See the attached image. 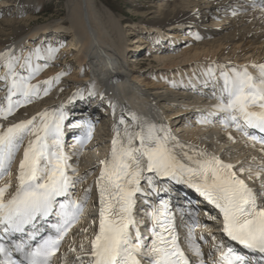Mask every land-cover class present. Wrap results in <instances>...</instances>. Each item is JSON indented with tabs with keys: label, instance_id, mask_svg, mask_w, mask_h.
I'll return each instance as SVG.
<instances>
[{
	"label": "snow or ice",
	"instance_id": "6c2138e0",
	"mask_svg": "<svg viewBox=\"0 0 264 264\" xmlns=\"http://www.w3.org/2000/svg\"><path fill=\"white\" fill-rule=\"evenodd\" d=\"M251 6L264 12V0L259 4L252 0ZM46 51L49 58H55L59 49L49 47ZM34 55L37 59L45 58L40 49H36ZM21 59L14 55V50L0 53V67L7 69L6 74L0 76L5 91L0 100V181L11 175L16 156L27 140L14 191H10V182L0 184V264H54L53 258L65 237L81 221L92 191L91 187L86 188L83 198L77 200L74 189L92 173L80 177L77 167L69 163L71 156L64 150L67 114L63 106L46 109L27 120L4 123L21 107L47 96L61 79L57 76L44 81L42 88L32 83L41 67L33 66L32 55L24 58L23 64ZM18 67L26 74L18 72ZM215 67L207 73L210 78H216ZM253 67L258 69V76L252 75L247 67L220 72L219 91L213 92L217 100L214 111L199 122L213 123L211 117L223 113L218 122L225 129L241 132L264 152V65ZM76 96L83 98L82 93ZM132 120L136 125L132 129L123 117L113 129L111 155L101 161L103 168L96 181L100 209L98 228L87 247L82 240L79 251L76 247L69 248L76 254L73 264H191L180 246L169 201L161 199L146 213L152 222L151 241L145 244L140 234V223L134 214L137 194L146 197L169 191L156 183L165 178L194 189L217 209L223 235L243 250L218 240L215 252L209 253L210 259L219 255V261L213 264H253L254 257L258 258L256 264H264V204L258 203L256 193L240 178L235 165L195 148L184 151L189 146L177 141L164 125H141L134 113ZM78 126L82 132L75 147L76 154L82 155L95 126L91 122ZM239 172L251 174L252 166L241 168ZM141 181L151 193L144 191ZM200 227L206 226L194 219L186 242L189 251L199 258V264H205L204 253L194 234ZM81 231L87 232V229ZM14 253L20 258L14 259Z\"/></svg>",
	"mask_w": 264,
	"mask_h": 264
},
{
	"label": "bare ground",
	"instance_id": "6f19581e",
	"mask_svg": "<svg viewBox=\"0 0 264 264\" xmlns=\"http://www.w3.org/2000/svg\"><path fill=\"white\" fill-rule=\"evenodd\" d=\"M151 1L153 2L149 6H145L146 11L138 8L136 12L146 17L141 22L142 30L147 31L150 35H159V38L154 41L160 43L161 38L169 37L168 41L173 44L172 46H175L179 41V33L182 32V29H197L198 33V36L193 38V42L179 57L165 56L162 58L163 61L160 60L163 69L171 73L168 78L162 76L153 78L150 73L137 77L131 75L128 61L125 59L127 49L123 48L125 42L114 34V31L121 34L119 28L124 24V21L109 14L111 21L108 23L95 0H68L71 13L67 21L69 28H66L67 22L56 26L52 24L36 25L33 28L29 22L34 18L35 12L31 9L25 11L17 8L18 6H31L28 0H0V53L14 50V55L22 58L21 64H23L24 58L32 55L33 66H40L42 69L32 80V83L40 84L42 88L44 81L61 76L60 81L53 85L47 96H42L33 103L21 107L14 116L9 117V120L4 123L7 125L10 122L27 120L46 109H58L63 106V111L67 114L64 123L70 122L69 127L76 128L80 124L91 122V119L104 131L102 135H92L91 140L85 145L82 155L76 154V136H70V141L65 142L67 145L64 146V150L66 149V153L71 156L69 163L77 167L79 176L83 177L86 173L93 171L92 175H89L82 184L77 185L74 189L77 200L83 198L86 188L91 187L92 191L87 204L86 216L71 232L65 246L66 260L69 264H73L76 255L70 252L69 248L76 247L79 251L82 240L87 247L97 231L100 209L96 181L103 168L101 161L108 159L111 155L112 140L115 137L113 129L121 117L125 119L129 129L136 127L132 120L133 113L139 118L141 125L152 123L157 126H166L177 141L189 146L184 151L195 148L214 155L225 163L233 164L235 165L234 170L237 171L240 178L243 177V174L239 170L251 165L252 173H243H246L245 177L248 176L254 180L252 189H257L260 178L264 177V171H260L261 168H264V152L261 151L259 144L253 146L247 137L234 128L225 129L218 122L223 116L220 115L221 113L211 117L213 123L199 122L202 117H206L214 111L217 100L213 97V92L219 91L218 78L222 70L247 67L252 75H259L258 69L253 65H264V12H261L258 7L253 8L252 0ZM256 2L259 4L260 0H256ZM211 20L213 21L211 22ZM210 23L213 25H209ZM213 27L218 30H214ZM53 32H58L57 36L64 37V42L71 46L64 50H60L57 46H50L59 49V51L55 54V58H49L47 48L42 50L46 43H41L36 47L32 41L36 40L40 33L55 35L56 33ZM38 39L43 40L44 36ZM135 39L137 48L144 49L143 44L146 42L140 37ZM184 39L191 38L185 37ZM36 49H40L41 55L45 58L37 59L34 55ZM72 50L78 51L76 57L69 54V51ZM63 56H66L68 61L74 62L78 71L83 75L67 68L58 73L56 65L60 63ZM136 60L134 58L132 62ZM40 61L46 62L49 66L44 67L45 64L42 65ZM88 62L90 65L87 69ZM213 66H216L214 69L216 78H210L207 75ZM172 69H175L176 73ZM88 70L91 76H89ZM17 71L26 74L22 67H18ZM6 72V68L0 67V76L5 75ZM63 81H70L69 86L77 87L78 92L83 94V98L68 94L62 105L63 101H59L63 96L61 91V89L64 90ZM85 81L86 86L83 85ZM3 89L4 83L0 81V100L5 96ZM89 93L98 95L96 97ZM98 102H103L106 106L105 113L99 109ZM189 115L193 116V120L195 119L194 124L191 123ZM182 122L184 123L182 124ZM172 123H175L173 131L170 126ZM229 136L232 139H229ZM136 143L138 144L139 141ZM25 147H27V140L16 156L11 175L0 181V184L10 182L12 185L10 191H14L16 187L21 160L19 156ZM177 152L179 153L180 149H177ZM190 154L194 155L192 152ZM185 163L188 162L185 161ZM257 172H259L258 176ZM242 179L246 183L247 179ZM168 182L164 181V184L168 185ZM157 185L159 186L158 183ZM141 187L146 193H151V189L144 181H141ZM188 188L190 189L183 183L171 185L172 192L184 193L187 196L191 193V197L203 199ZM258 192L260 193L259 199L264 197V188L261 189L260 186ZM137 197L140 195L137 194ZM195 202L200 203L198 200ZM262 204H264V200ZM201 206L206 207L203 203ZM93 208L95 209L94 217L92 216ZM150 210V207L142 206L139 212L142 213L141 216L136 217L137 221L146 223L144 218H147L146 213ZM210 210L211 208H209ZM202 223L211 225V221L207 219H202ZM142 226L144 233L141 237L144 239L149 234L150 227L144 224ZM81 229H87V232H82ZM75 235H79V237L75 238ZM213 236L217 240H223L225 245H231L227 238H222L220 232L214 233Z\"/></svg>",
	"mask_w": 264,
	"mask_h": 264
},
{
	"label": "rangeland",
	"instance_id": "374dc122",
	"mask_svg": "<svg viewBox=\"0 0 264 264\" xmlns=\"http://www.w3.org/2000/svg\"><path fill=\"white\" fill-rule=\"evenodd\" d=\"M95 1H96L97 7L105 15L104 18L108 23H110L111 21L109 19V14L110 15L113 14L117 19L119 18L124 21V24H122L119 28V31L121 34H119L117 31H114V34L116 35V37H118V39L124 40L125 45H123L124 46L123 48L124 49L127 48L125 59L128 61V65H129L128 67L131 72V75H136V77L150 73L151 77L153 78H160L161 76L164 78L165 77L168 78L171 73H169L170 71L163 69V64L162 62H160V60H162V58L165 56L174 55L175 57L176 56L179 57L183 53V51L189 47L190 43L193 42V38L198 36L197 29H193V30L192 29L190 30L182 29L181 30L182 32L179 33V41L177 45L172 46L173 44H171L170 41H168L169 37L161 38L160 43H159L158 41H154L156 38H159V35L157 34L150 35L147 31L142 30L143 28L141 27L142 26L141 22L142 20H145L146 17L141 16L136 12L138 8L144 9V11H146L145 6H149L150 3L153 1L151 0H135V1L95 0ZM28 2L31 3V6H26V7L18 6L17 8L21 10H25V11L28 9H31L35 12L34 18L30 20L29 22V24L33 28H35L36 25L41 26V25L52 24L56 26L59 24H63L64 22H67L70 18L71 13L68 7L69 6L68 0H28ZM212 19L216 21V19L214 18ZM213 20H211V22ZM209 25H213V23H210ZM66 26H67L66 28H69L68 22ZM214 30H218V28L215 27ZM191 32L193 33L191 34ZM51 33L48 35H45V33L38 34L37 39L32 41L33 45L37 47L41 43H46L43 46L42 50L50 46L52 47L57 46V48H59L60 50H64L71 46L69 43L64 42V37L57 36L58 32L57 33L53 32V33H56L55 35L53 34L54 36ZM43 36H44L43 40L38 39ZM138 37H140V39H143L146 42L143 44L144 49L139 50L137 48L138 45L135 44V41H136L135 38H138ZM185 37H190L191 39L185 40L184 39ZM74 44L76 43L74 42ZM69 54L76 57V55H78V51L72 50V51H69ZM134 58L137 60L132 62V59ZM65 59H66V56H63L62 60L60 59L59 61L60 63L59 64L57 63L56 71L58 73L65 71V68H67V69L73 70L72 72H75V73L77 72V74L81 76L83 75L81 72L78 71L77 65L74 64V62L72 63V61L70 62L67 59L66 61H64ZM40 63L42 65L47 64L44 61H40ZM89 65L90 63L88 62L87 67H86L87 69L89 68ZM53 69L55 70L54 66H53ZM172 71L176 73L175 69H172ZM89 72L90 71L88 70V73ZM88 73L86 72V74ZM89 76H91L90 73H89ZM62 85L64 87V90L62 91L63 96L59 102L63 101L65 99V96L68 94L74 95L76 97V94L79 93L77 87L73 86L72 88L71 86H69L70 81H63ZM83 85L86 86V81ZM94 95L97 97L98 94H94ZM95 96H94V101H95ZM100 97L102 98L103 96H100ZM64 102L65 101H63L61 104L63 105ZM97 104H98L99 109L103 113H105L106 106L104 105V103L98 102ZM188 117L189 119L191 118L190 119L191 123L194 124L193 122L195 121V119L194 120L192 119L193 116L189 115ZM90 121L95 126L92 135L94 136L98 134L102 135L104 131L100 129V126L98 127V125H96V122L94 123V121H92L91 119ZM106 122L107 120L105 121V123ZM183 123L184 122H182V124ZM170 126H171V130L173 131L175 128V123H172ZM91 172L93 174L92 170ZM242 174H243V177H241V179L242 178L247 179L246 183L249 186H252V185L254 186V180L251 177H248V176H247L248 178L245 177L244 175L246 173L245 174L242 173ZM92 211H93L92 216L94 217L95 209L93 208ZM74 237L78 238L79 235H75Z\"/></svg>",
	"mask_w": 264,
	"mask_h": 264
}]
</instances>
